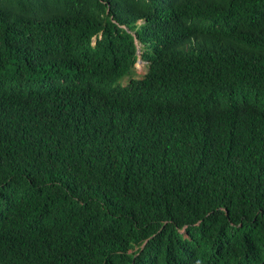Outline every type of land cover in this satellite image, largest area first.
Segmentation results:
<instances>
[{
    "label": "trees",
    "instance_id": "1",
    "mask_svg": "<svg viewBox=\"0 0 264 264\" xmlns=\"http://www.w3.org/2000/svg\"><path fill=\"white\" fill-rule=\"evenodd\" d=\"M0 264H264V0H0Z\"/></svg>",
    "mask_w": 264,
    "mask_h": 264
},
{
    "label": "rangeland",
    "instance_id": "2",
    "mask_svg": "<svg viewBox=\"0 0 264 264\" xmlns=\"http://www.w3.org/2000/svg\"><path fill=\"white\" fill-rule=\"evenodd\" d=\"M138 47L141 49L142 45L140 43H138ZM135 67L137 70L135 77H137V78L143 77L148 70V64L145 61H138L136 63ZM129 80H130V78H127V77L124 79L125 82L126 81L128 82Z\"/></svg>",
    "mask_w": 264,
    "mask_h": 264
},
{
    "label": "clouds",
    "instance_id": "3",
    "mask_svg": "<svg viewBox=\"0 0 264 264\" xmlns=\"http://www.w3.org/2000/svg\"><path fill=\"white\" fill-rule=\"evenodd\" d=\"M139 49H140V48L138 47V52H139ZM140 52H141V49H140ZM140 52H139V54H140ZM139 59H142L141 56L139 57ZM139 59H138V60H139ZM139 61H140V60H139ZM141 61H144V60L142 59Z\"/></svg>",
    "mask_w": 264,
    "mask_h": 264
},
{
    "label": "water",
    "instance_id": "4",
    "mask_svg": "<svg viewBox=\"0 0 264 264\" xmlns=\"http://www.w3.org/2000/svg\"><path fill=\"white\" fill-rule=\"evenodd\" d=\"M139 52H140V49H139ZM139 60L141 61L142 59H139ZM139 60H138V61H139Z\"/></svg>",
    "mask_w": 264,
    "mask_h": 264
}]
</instances>
